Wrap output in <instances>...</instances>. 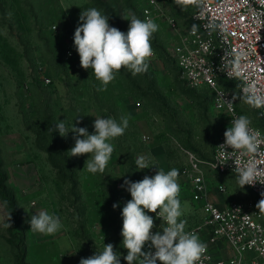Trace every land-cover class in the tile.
<instances>
[{"label": "rangeland", "instance_id": "374dc122", "mask_svg": "<svg viewBox=\"0 0 264 264\" xmlns=\"http://www.w3.org/2000/svg\"><path fill=\"white\" fill-rule=\"evenodd\" d=\"M161 3L163 13L153 20L159 29L150 40L154 55L147 72L132 76L122 68L107 90L98 92L100 82L91 69L80 66L74 46L80 13L95 7L109 19L121 20L120 27L109 24L127 32L131 14L142 20L134 0H0V162L5 185L22 212L18 229L24 234L28 263L79 262L111 243L121 254V264H127L121 212L131 195L121 185L125 179L153 176L158 169L179 170L180 219L186 221V232L202 228L203 201L193 199L189 188L187 155L192 151L210 160L220 134L230 126L229 116L215 107L208 89L191 88L180 77L171 56L177 32L168 19L190 28L189 11L182 0ZM228 90L235 96L238 115H246L264 134L256 124L264 118L234 87ZM129 114L124 134L109 141L114 151L103 174L83 169L88 154L70 157L75 144L71 132L63 138L58 131H48L59 120L71 125L79 117L77 126L93 134L96 117L119 122ZM141 156L150 157V166L157 169H137L135 161ZM204 171L210 201L219 206L251 201L252 193L240 187L235 175L208 167ZM41 210L58 215L63 225L42 240L28 223ZM8 217L0 199V264H15L16 250L4 226ZM61 236L70 242L65 251L58 246ZM198 236L203 240L206 231ZM232 253L225 244L216 255Z\"/></svg>", "mask_w": 264, "mask_h": 264}, {"label": "clouds", "instance_id": "9594fccd", "mask_svg": "<svg viewBox=\"0 0 264 264\" xmlns=\"http://www.w3.org/2000/svg\"><path fill=\"white\" fill-rule=\"evenodd\" d=\"M126 20L130 23L127 32H123L111 26L109 16L95 7L84 9L80 13V22L74 32V46L80 57V66L85 70L91 69L100 82L98 92L106 91L107 86L115 79V74L122 68L130 71L132 76L146 73L149 60L154 55L150 40L158 31L159 25L147 13L144 20L135 14H131ZM251 91L256 92L254 85ZM246 102L254 107H261L264 105V98L250 95ZM129 119L130 114L122 115L119 122L112 117H96L93 134H89L86 127L77 126L79 117L71 125H66L63 119L48 131H58L63 138H67L71 132L75 144L68 151L70 157L88 154L83 169L86 168L92 174H103L114 151V145L109 141L124 134L129 126ZM251 123L246 115L231 120V126L224 132V143L218 147L226 162L234 160L238 151L244 155L264 156V150L261 149L264 139H261L259 131L251 128ZM150 159L146 156L137 158V169L155 167L150 166ZM234 163V171L242 189L245 185L254 186L256 182H260L257 177L264 176V168L258 167L255 159H250L243 166H240L239 161L234 160ZM178 178L179 170L176 168L167 172L158 169L153 176L146 175L136 182L125 179L121 185L131 195V200L126 202L121 212L122 246L127 250L123 259L127 264H204V260L211 259L206 255L207 244L200 240L197 233L186 232V221L180 219L183 213L178 198ZM117 207L118 204L114 203L113 208ZM256 207L264 210V200ZM147 213H155L167 226L153 233L151 230L155 226L154 218ZM10 221L9 214L8 223L4 225L6 228L12 227ZM28 223L31 231L44 235H54L63 227L60 217L46 210L31 215ZM146 244L155 251H142ZM79 264H121V254L114 250L113 244L108 243L104 244L101 252L81 258Z\"/></svg>", "mask_w": 264, "mask_h": 264}, {"label": "built area", "instance_id": "2783aa9c", "mask_svg": "<svg viewBox=\"0 0 264 264\" xmlns=\"http://www.w3.org/2000/svg\"><path fill=\"white\" fill-rule=\"evenodd\" d=\"M135 1L143 20L146 13L152 20L163 13L161 0ZM183 3L190 10L189 18L193 25L181 28L174 19H168L177 32L171 55L184 82L191 88H208L215 107L229 116L231 126V120L239 117L236 99L221 85L222 79L233 80L243 96L264 98V0H183ZM253 85L255 93L251 91ZM253 108L264 118V105ZM251 128L259 131L261 139H264L260 129ZM224 132L217 140L212 159L203 160L188 152L189 188L193 191V199L203 201L205 219L202 228L187 232L199 234L203 229L206 231V255L211 259L204 260V264H264V210L256 207L264 200V176L257 177L261 183L245 185L252 193L250 202L234 200L219 206L208 196L203 166L219 173H232L237 178L234 160L243 166L250 159H255L258 167L264 168V156L244 155L239 151L235 153L234 160L226 162L218 148L224 143ZM261 149L264 150V144ZM147 214L154 218L153 233L167 226L155 213ZM225 244L232 249V255L217 256ZM142 251L154 252L155 249L146 244Z\"/></svg>", "mask_w": 264, "mask_h": 264}, {"label": "trees", "instance_id": "16d2710c", "mask_svg": "<svg viewBox=\"0 0 264 264\" xmlns=\"http://www.w3.org/2000/svg\"><path fill=\"white\" fill-rule=\"evenodd\" d=\"M134 2L136 4V6L138 7L139 13L141 14V10H140L138 3L135 0H134ZM182 3H183V0H182ZM183 5H184V3H183ZM188 11H189V15H190V10L188 9ZM141 17H142V15H141ZM142 20H143V18H142ZM109 22L115 23L117 25V27L121 26V20H119V19H115V20L109 19ZM191 23H192V21H191ZM192 25H193V23H192ZM172 60L176 65V62H175L173 57H172ZM221 85L227 90H228V86H231V87H234L238 91V89L236 88L235 82L233 80L222 79ZM199 88H201V87H199ZM203 88H206V87H203ZM194 89H197V88H194ZM206 89H208V88H206ZM238 93H239V91H238ZM210 96L212 98L211 92H210ZM244 97H246V96H244ZM256 124L260 125V127H262L264 129V123L262 121H260L259 119L256 121ZM258 129H260V128H258ZM189 152L195 154L198 158L202 159L196 153H194L192 151H189ZM203 160H205V159H203ZM6 179H7L6 175L1 171V162H0V199L3 202V204L5 205V208L8 212V214L11 215V221L10 222L12 224L11 228H7V231L9 233V235L11 236V239H9L8 242L16 250L15 264H30L25 260L26 249H25V244H24V234L22 231H20L18 229L20 224H21L22 212L18 208L14 194L5 185ZM5 201H7L6 204H5Z\"/></svg>", "mask_w": 264, "mask_h": 264}, {"label": "crops", "instance_id": "0c3cea01", "mask_svg": "<svg viewBox=\"0 0 264 264\" xmlns=\"http://www.w3.org/2000/svg\"><path fill=\"white\" fill-rule=\"evenodd\" d=\"M187 158H188V155H187ZM205 167H207V166H203V171H204V169H205ZM209 168V167H208ZM217 172V171H216ZM204 173H205V171H204ZM219 173V172H218ZM220 174H226V173H220ZM227 174H232V173H227ZM234 175V174H233ZM236 176V175H235ZM238 179V178H237ZM246 187V186H245ZM251 192V191H250ZM232 201H234V200H232ZM235 201H237V200H235ZM213 202V201H212ZM230 202V201H229ZM229 202H227L226 204H224V205H227ZM214 203H216V202H214ZM218 204V203H217ZM203 205V204H202ZM35 234H37L39 237H40V240H42V239H44V238H46L47 237V235H44V234H40V233H35ZM49 236V235H48ZM206 240H207V233H206V236H205V238H203V240H201V241H203V242H206ZM58 246H59V248L61 249V250H63V251H65V250H67L68 248H70V242H69V240H68V238L66 237V236H61L60 238H59V240H58ZM212 247V246H211ZM213 248V247H212ZM221 252V251H220ZM70 264H79V262H71Z\"/></svg>", "mask_w": 264, "mask_h": 264}]
</instances>
